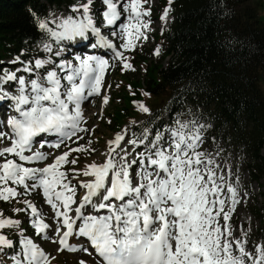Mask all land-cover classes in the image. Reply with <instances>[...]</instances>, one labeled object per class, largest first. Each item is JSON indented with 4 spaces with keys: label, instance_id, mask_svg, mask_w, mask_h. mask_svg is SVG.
Here are the masks:
<instances>
[{
    "label": "snow or ice",
    "instance_id": "6c2138e0",
    "mask_svg": "<svg viewBox=\"0 0 264 264\" xmlns=\"http://www.w3.org/2000/svg\"><path fill=\"white\" fill-rule=\"evenodd\" d=\"M94 2L79 0L71 10L80 15L57 22L56 30L45 21L38 28L54 43L95 36L91 47L112 50L122 70H135L125 52L148 40L152 21L145 18L151 16V9L145 5L149 0H101L102 23L112 29L111 37L122 41L119 44L106 38L96 24ZM169 11L165 9L161 20L167 21ZM43 48L50 54L47 60L17 57L12 63L20 67L0 68V102L10 101L16 113L8 116L7 131L0 120V143L11 142L0 148V202L23 203L25 207L13 213H25L29 218L23 223L35 235L51 239L47 231L52 225L30 200L21 199L42 190L54 214L53 231L59 239L52 242L59 245L57 251L92 255L91 247L99 257L97 264H264V245L248 250V232L235 237L229 223L241 202L239 178L232 182L231 169L217 162L220 151L200 150L211 125L176 120L174 126H162L154 135L145 130L136 138L125 129L108 142L102 164L64 170L77 164L78 157L69 159L73 153L95 151L79 145L84 139L81 133L94 131L84 126L82 104L101 95L104 75L115 65L97 55L54 59L65 49L54 51L48 43ZM160 51L157 48L154 54L159 56ZM108 102L104 96L103 103ZM136 107L150 114L144 103L136 102ZM42 134L57 139L46 140ZM62 146L67 150L59 155L41 150ZM49 157L52 162L44 163ZM41 163L43 167L26 166ZM78 188L84 190L80 198ZM5 230L25 231L21 220L6 218L0 211V252L16 247ZM70 238L82 239L70 243ZM17 241L22 250L10 254L14 264H50L33 239L25 236ZM0 264L5 261L0 259Z\"/></svg>",
    "mask_w": 264,
    "mask_h": 264
},
{
    "label": "trees",
    "instance_id": "16d2710c",
    "mask_svg": "<svg viewBox=\"0 0 264 264\" xmlns=\"http://www.w3.org/2000/svg\"><path fill=\"white\" fill-rule=\"evenodd\" d=\"M78 2L0 0V68L20 67L12 63L17 57L25 61L49 59L43 45L54 42L38 28L39 22L45 21L52 28L50 11L62 12ZM253 2L264 7V0H172L171 4L160 0L162 14L170 8L172 15L164 31L155 36L162 47L157 57L160 62L154 65L143 56L137 57L145 63L141 67L145 80L133 82L135 95L124 96V107L113 108V122H136L129 120L134 113L133 102L147 92L154 102L153 117H148L144 126L161 128V122H154L163 109L172 117L185 114L211 125L205 138L225 144L245 160L255 182L264 181V93L260 88L264 21ZM164 96L165 105L161 103ZM260 194L253 213L260 220L257 232L264 241V190ZM25 199L36 201L30 196ZM14 207L2 204L0 211L5 217L16 216ZM23 228L27 230L28 225L23 223ZM5 231L13 240L14 230Z\"/></svg>",
    "mask_w": 264,
    "mask_h": 264
},
{
    "label": "rangeland",
    "instance_id": "374dc122",
    "mask_svg": "<svg viewBox=\"0 0 264 264\" xmlns=\"http://www.w3.org/2000/svg\"><path fill=\"white\" fill-rule=\"evenodd\" d=\"M167 1L169 3V0ZM256 5H257L256 2L252 3V6H256ZM160 6H161L160 0H149V3L145 5V8L151 9V16L145 18V19H150L152 21L150 25V30L147 33L148 40L139 42L135 51L125 52V56L128 58V61L132 64L135 70H122V66L120 62L115 60L113 58V54L110 53L111 56L108 57V60L110 61V64H114L115 66L110 67L105 73L104 81H103L104 87H102L101 89V95H99L98 98L96 99H93V97L90 98L87 106L82 109L84 117L87 121V123L84 126L94 131L90 132L89 134L81 133L80 135H83L84 139L79 141V145L90 147V149H94L95 151L73 153L72 157H70L69 159L78 157L77 164L75 166L67 165L65 166L64 170L67 171L73 167H75L77 170H81L84 169L88 164H91L93 162L97 164H102L105 161V156L102 154L107 151L108 142L110 140H113L115 135L121 133L122 130L129 129L130 133L135 134V136H133L132 138L141 136L142 133L145 132V130L151 131V129L145 127L144 124H145V120L148 117H153V103H154L153 98H149L148 96L142 94V97L140 99H137L136 101L133 102L134 113L132 117L130 116L131 118L129 120L136 121L134 123L133 122L129 123L127 121L121 125H118L117 123L113 122V119L111 118V113L113 112V108L115 109V107L121 108L125 106L126 101L124 96L126 94L135 95V89L132 88L133 82H144L145 80L146 77L145 72L144 69H142L145 67V63H143V60H138L137 57L141 58L143 56L148 61V63L154 62V65L160 62V59L157 58L159 56L155 55L154 51L157 48H160V50L162 51V47L161 45L158 44L155 36L161 34L164 28L167 26V23L171 21L170 14H168L167 21L161 20V16L163 14L162 11L160 10ZM256 7L259 8L260 17L264 21V7L262 8L259 6ZM104 8L105 6L101 3V0H95L93 5V13L95 14L94 19L96 18L97 20L102 21L101 12L104 10ZM71 9L63 10V12L57 11L58 13L57 12L54 13L53 9L50 11L51 23L54 30H56L55 27L56 23L59 22L60 19L63 20L72 15L73 16L80 15L79 13L73 12ZM98 15L100 17L97 18ZM97 20H96V24L98 23ZM101 27L106 28L104 23L102 24ZM111 31L112 29L110 30V32ZM116 41L118 44L122 43V41L119 40ZM52 47L54 51L59 50L60 48L65 49L61 57H59V59H67V60L74 59L73 51L68 50L65 46L57 45V47L54 46ZM167 60L163 63L164 66L167 65ZM117 66H119L118 71L116 69ZM261 77L262 80L260 82V88L264 93V72H262ZM104 96L108 97L109 102L107 104L103 103ZM166 101L167 98L165 96L161 98V103H163V105H165ZM136 102L144 103L145 106L150 109V114H145L140 112L136 107ZM161 120L164 123H166L165 127L174 126L176 120H180L182 122L192 121V119H190V117L185 114L182 115L181 117H177L175 115L172 117L170 112L166 109L162 110V115L160 116V119L157 121L161 122ZM154 123H158V122L155 121ZM89 140L92 141L91 145H88ZM71 146L77 147L78 145L72 144ZM66 150H67L66 148L62 147L59 150L45 148L42 151L54 152L56 155H59L61 154L62 151H66ZM200 150L201 151L207 150L212 153H216L217 151H220V155L217 157V162L225 170H227L228 168L231 169L232 182H235L237 177L239 178V183L236 184V187L239 189L241 202L240 204L237 205L236 211L234 212L232 219L229 223L233 227V235L235 237L239 238L242 236V233L244 231L248 232L247 249L254 252L255 245L257 244L264 245V241L261 240V236H259L257 232L260 227V220H258L255 214L253 213V209H255L257 202L256 197H258L259 200L261 199L259 196L261 195L260 193L264 190L263 188H261V186L264 185V181H260L259 183L255 182L251 177L252 173L250 169L247 167V163L245 162V160L241 159L234 151L229 150L228 147L223 143H218V142L216 143L215 140H211V142H209L205 138V143L203 144ZM51 162H52V157H49V159L44 163H51ZM44 163L36 164V165H26V166L43 167ZM81 179H87V178L81 177ZM73 183H75V181H73ZM245 193L247 194L246 196ZM83 194H84V190L78 188L77 198L82 197ZM30 197L36 198L35 199L36 201H33L31 199L29 200L37 207L38 211L43 213L44 221L52 225V228H50L47 231V236H48L50 231L51 230L53 231V229L56 226L52 219V216L54 214L50 206H48L44 202V198L42 196V190H37L33 192L30 195ZM21 199L23 200L25 199V197ZM2 204H6V203L0 202V205ZM8 205H11L12 207L15 206L13 209L25 207L23 203H17L16 201H12L9 204L7 203V206ZM6 218L19 219L22 221L23 224V222H25L29 217L26 216L25 213H20L19 215L16 216L7 214ZM13 234H14L13 242L16 244L15 249H17L18 251L22 250V246L19 245L17 241V237L19 239H23L25 238V236H27L28 238L33 239L34 243H36L49 256L50 264H79V261L81 260L89 263L95 262V260L92 257L88 256L82 251L75 254H70L65 251L58 252L57 244L52 242V240H55L54 231L50 233L51 235H53L52 239H45L42 236L35 235L34 229L29 226L27 230L23 232L14 231ZM13 251L14 249H4L3 252H0V259L4 260L5 264H14V261L10 258V254ZM18 251H15V253H17ZM53 257L54 259H52Z\"/></svg>",
    "mask_w": 264,
    "mask_h": 264
},
{
    "label": "bare ground",
    "instance_id": "6f19581e",
    "mask_svg": "<svg viewBox=\"0 0 264 264\" xmlns=\"http://www.w3.org/2000/svg\"><path fill=\"white\" fill-rule=\"evenodd\" d=\"M72 8V7H71ZM70 9V8H69ZM73 16V15H72ZM77 15H74L73 17H76ZM76 41V43L78 44V45H82V46H86L87 44L90 46V48H91V50L92 51H96V52H99V53H101V52H108V53H110V51L109 50H107V49H103V48H99V47H96V48H93V47H91V45L92 44H94V43H96V41H97V38L95 37V36H92V35H89V39L88 40H86V41H82V40H79V39H77V40H75ZM93 97V99H96V98H98V96H92ZM92 97H89V99L90 98H92ZM89 99L88 100H86V103L84 102L83 103V105L85 104V107L87 106V104H88V101H89ZM9 107H3V108H1L0 109V116H2L3 114H5V113H8L9 112ZM63 147V146H62ZM53 231L51 230L50 231V233H52ZM49 233V234H50ZM48 234V236L49 237H51V239L53 238L52 236L53 235H49ZM57 244V243H56ZM57 246L59 247V245L57 244ZM88 264H95V263H88Z\"/></svg>",
    "mask_w": 264,
    "mask_h": 264
}]
</instances>
